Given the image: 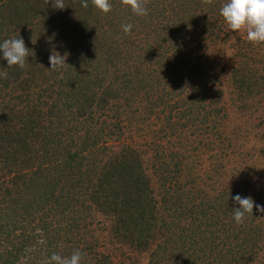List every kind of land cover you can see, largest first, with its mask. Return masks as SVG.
<instances>
[{"label":"trees","instance_id":"obj_1","mask_svg":"<svg viewBox=\"0 0 264 264\" xmlns=\"http://www.w3.org/2000/svg\"><path fill=\"white\" fill-rule=\"evenodd\" d=\"M225 2L148 0L140 17L120 0L108 14L90 0H64L63 10L0 0V44L20 37L29 49L22 69L0 52V264L75 250L81 264H264V217L254 207L237 225L232 213L236 195L264 206V190L236 169L226 183L234 143L204 51L234 39L245 103L264 100V52L228 29ZM53 51L68 54L60 71ZM136 131L155 139L151 151L129 141ZM184 142L211 151L207 170L190 173L202 152L184 157Z\"/></svg>","mask_w":264,"mask_h":264},{"label":"rangeland","instance_id":"obj_2","mask_svg":"<svg viewBox=\"0 0 264 264\" xmlns=\"http://www.w3.org/2000/svg\"><path fill=\"white\" fill-rule=\"evenodd\" d=\"M236 35L239 36V38L247 39L246 33L244 32H238ZM233 43L234 39L226 45L224 43H219L218 45L215 44L216 46L211 45L204 51L208 60L214 62L216 66V75L213 79H216L217 81L214 83L218 90L223 93L222 102L218 103V106L214 108L220 110L223 109L221 116L222 118L224 116L226 118L224 127L228 129L227 133L231 135L229 137L234 143V147L231 149L235 152V154L224 161V163L228 164L226 165V171L223 172L227 176L226 183L232 179L230 177L232 176V170L236 169L235 172L240 173V179H247L246 175L248 174L250 175L251 184L254 183L257 188L264 190V100L260 101V99L256 98L255 95L254 98L249 96L247 100L244 99L245 101H251L249 103H245L240 99L241 96L234 84L233 75L238 68L241 70L245 68H242L244 65H235V56L228 48ZM260 50L261 52H264V43H261V48H258V51ZM259 102L261 104H258ZM154 127L155 126H149V131L157 133L158 128ZM157 127L159 126L157 125ZM127 138L129 141H137L138 145L142 148V151H146L147 146H149L150 143L155 142V139L152 136L142 138V133H137V131L132 132V134H130ZM193 143L194 142L182 143L184 151H187L186 153L184 152V157L188 158L190 155L202 152H196L197 147ZM225 144V147H227L228 142ZM162 145H164L163 150H161L162 154L166 157L170 156L171 153L166 152L167 146L165 142ZM148 148L149 150L151 149L150 146ZM153 153L154 152H149L147 155L150 157ZM211 154V151L203 150L200 155V160L202 161L203 166H197L195 170L191 169L190 173H196L200 168L202 170H207L211 165L209 161ZM192 162L193 160L189 159L187 168L191 167ZM102 237L106 239L105 234H103ZM116 247L117 246H114V249H117ZM114 253L117 257L121 256L119 251H114ZM129 259V257H124L117 259L116 261L121 260L126 264H137V262L138 264L142 263V257L138 259Z\"/></svg>","mask_w":264,"mask_h":264},{"label":"clouds","instance_id":"obj_3","mask_svg":"<svg viewBox=\"0 0 264 264\" xmlns=\"http://www.w3.org/2000/svg\"><path fill=\"white\" fill-rule=\"evenodd\" d=\"M51 2L54 9L63 10L66 8L64 0H44V6ZM92 6L103 14L112 11L110 0H90ZM213 0H203L204 4H212ZM123 7L129 8L136 16H146L148 14V0H120ZM81 6L88 8L89 0H81ZM220 16L225 21L228 29L232 32L246 33L247 40L253 44L264 43V0H226L220 7ZM121 28L125 35L131 34L132 24H122ZM0 52L3 59L7 61L8 67H25L28 61L29 49L22 38L6 39L0 44ZM68 54L61 56L53 51L49 56L51 71H60L64 68ZM3 78L7 79V73H3ZM233 201L238 207L232 210L233 219L237 225L244 223L246 215L253 213V208L264 217V206L255 204L251 197L236 195ZM83 254L80 250H75L70 256H61L53 253L45 264H81Z\"/></svg>","mask_w":264,"mask_h":264}]
</instances>
